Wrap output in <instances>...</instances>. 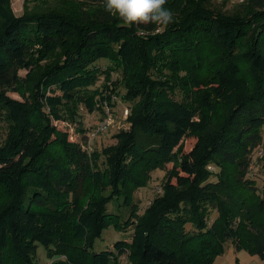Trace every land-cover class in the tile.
<instances>
[{
	"label": "trees",
	"instance_id": "trees-1",
	"mask_svg": "<svg viewBox=\"0 0 264 264\" xmlns=\"http://www.w3.org/2000/svg\"><path fill=\"white\" fill-rule=\"evenodd\" d=\"M208 2L167 0L174 22L157 32L125 26L104 0L19 16L0 0V264H39V243L50 264H214L231 241L264 260V188L249 176L263 143L264 0L232 13ZM120 86L132 127L116 145L90 155L54 124L77 120L80 103L103 111ZM155 169L163 193L140 213L134 194ZM119 199L125 219L107 209ZM110 227L131 240L96 250Z\"/></svg>",
	"mask_w": 264,
	"mask_h": 264
},
{
	"label": "rangeland",
	"instance_id": "rangeland-1",
	"mask_svg": "<svg viewBox=\"0 0 264 264\" xmlns=\"http://www.w3.org/2000/svg\"><path fill=\"white\" fill-rule=\"evenodd\" d=\"M247 0H209L208 5L212 8L226 11L229 13L241 11L245 8ZM58 3L62 4V0H11V8L16 15H23L27 10L38 11L45 8H55ZM44 62V61H43ZM110 62L102 59L98 64L103 68L106 67ZM21 75L27 76L28 70L21 69ZM120 77V73L116 72L112 75V79L116 80ZM105 80V75H102L100 80L97 82L96 87H101ZM120 96L114 95L112 98V104L106 102L110 109L112 118L108 120L109 114L107 108H103V111L97 109L94 112H90L84 103L79 104L80 117L77 120H55L54 124L63 131H68L70 140L78 142L82 145L83 149L88 151L91 155L96 151H101L105 147H110L118 143L116 134L120 131H130L132 123L128 117L130 115V104H128L122 98V94L125 93V88L120 86ZM8 94L17 99H23V96L18 91H9ZM105 105V106H106ZM103 107V106H102ZM105 110V111H104ZM127 110L129 112H127ZM107 121V122H106ZM108 126V127H107ZM107 127V128H105ZM80 129H84L81 131ZM104 129L103 131H100ZM263 143L253 152L252 154V165L250 167L249 176L257 180L258 185L264 188V165L261 161V156L264 154V128H263ZM6 129L2 121H0V140L5 137ZM195 144V138H187L184 141L185 150L190 151ZM104 159V156L103 158ZM173 164L169 163L167 168H172ZM210 170H214L213 165H209ZM165 169H155L151 172V179L146 187L138 189L135 194V202L140 205V213L145 211V208L150 205L153 198L163 193V182L165 178ZM107 193V192H106ZM83 208L86 210L89 207L90 198L87 196L83 197ZM120 202H112L107 206L108 212L121 213L125 218L129 215L130 209L127 206H123L121 199L117 200ZM216 216V212H212L211 220ZM132 230L119 232L114 227L107 228L102 237L97 240L96 250L107 249L108 247L113 248V244L119 239L131 240ZM36 261L39 264H49L51 259L47 256V249L45 246L39 243L38 250L36 253ZM121 264H128L125 256L121 257ZM214 264H264L257 255L250 254L247 250H238L234 243L231 241L226 246V251L219 255Z\"/></svg>",
	"mask_w": 264,
	"mask_h": 264
},
{
	"label": "clouds",
	"instance_id": "clouds-1",
	"mask_svg": "<svg viewBox=\"0 0 264 264\" xmlns=\"http://www.w3.org/2000/svg\"><path fill=\"white\" fill-rule=\"evenodd\" d=\"M167 0H104L105 11L125 26L154 25L160 32L174 22V13L165 7Z\"/></svg>",
	"mask_w": 264,
	"mask_h": 264
},
{
	"label": "built area",
	"instance_id": "built-area-1",
	"mask_svg": "<svg viewBox=\"0 0 264 264\" xmlns=\"http://www.w3.org/2000/svg\"><path fill=\"white\" fill-rule=\"evenodd\" d=\"M244 1V0H243ZM105 108H107L106 110H107V113L109 114V116H108V120L107 121H109V119H111L112 118V114H111V112H110V109L108 108V105H106L105 106ZM127 112H129L128 110H127ZM106 121V122H107ZM108 127V126H107ZM107 127H105V128H107ZM104 129H101L100 131H103ZM105 131V130H104Z\"/></svg>",
	"mask_w": 264,
	"mask_h": 264
},
{
	"label": "crops",
	"instance_id": "crops-1",
	"mask_svg": "<svg viewBox=\"0 0 264 264\" xmlns=\"http://www.w3.org/2000/svg\"><path fill=\"white\" fill-rule=\"evenodd\" d=\"M50 264V263H49Z\"/></svg>",
	"mask_w": 264,
	"mask_h": 264
}]
</instances>
